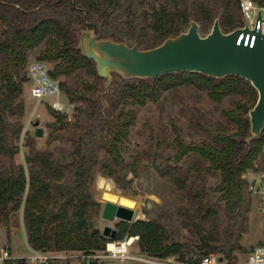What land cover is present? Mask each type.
I'll list each match as a JSON object with an SVG mask.
<instances>
[{"label": "trees", "instance_id": "obj_1", "mask_svg": "<svg viewBox=\"0 0 264 264\" xmlns=\"http://www.w3.org/2000/svg\"><path fill=\"white\" fill-rule=\"evenodd\" d=\"M155 1L146 9L142 1L134 4V0H0V224L9 233L12 217L23 203V226L32 249L90 253L103 248L107 238L91 221L100 207L94 196L95 180L101 198L110 201L113 198L101 187L103 176L113 188L114 183L119 189L131 190L144 161L192 201L193 212L185 215L183 227L196 236L199 244L172 241L166 227L156 220H136L128 233L138 235L142 253L158 258L176 256L179 262L188 264H196L212 253L232 264L234 252L243 249L240 239L251 207L243 175L249 169L264 167V128L257 138H250L248 111L256 103V89L236 75L214 78L187 71L154 78L114 74L106 85L95 62L81 53L79 35L85 28L81 9L86 11L87 20L99 23L102 38L136 44L141 49L155 47L185 31L191 20L205 35L215 19L224 33L235 28L240 19L238 0ZM254 1L264 5V0ZM120 25L131 40L110 30ZM40 43L43 48L36 59L52 64V77L75 73L76 86L70 87L64 80L60 85L68 103L81 104L75 106L73 121L49 108L55 117L54 130L63 132L71 146L41 150L28 137L26 174L23 164L14 161L19 153L17 141L24 110L19 98L28 82V52ZM181 87L203 90L215 103L231 95L230 107L220 109L226 122L213 124L204 117L198 127L205 137L186 141L181 128L170 119L176 149L172 158L164 157L157 165L145 151L126 162L121 146L128 140L136 113L123 105L129 101L145 105L158 100L163 91ZM8 117L14 120L8 121ZM158 131L151 139L156 137L157 147H167L168 128L160 126ZM99 151L104 154L99 155ZM210 171L220 175L219 183L211 189L204 184ZM208 190L219 192L216 202L208 199ZM80 219L84 220L82 226ZM127 228L128 223L122 222L116 239ZM13 264L26 261L18 259ZM85 264L95 263L90 260Z\"/></svg>", "mask_w": 264, "mask_h": 264}, {"label": "rangeland", "instance_id": "obj_2", "mask_svg": "<svg viewBox=\"0 0 264 264\" xmlns=\"http://www.w3.org/2000/svg\"><path fill=\"white\" fill-rule=\"evenodd\" d=\"M140 1L144 3L146 9L150 4H155L156 2L155 0H134V4ZM86 29H89L92 34L97 32L95 27L85 26L83 30ZM110 30L123 33L126 39L131 40V36L126 34L123 25H120L118 28L111 27ZM185 30H187V28ZM198 30L201 35H204L199 28ZM42 48L43 43H40L33 51H29L28 62L36 59L39 50ZM44 62L49 69L52 68L51 63ZM114 74L119 73L111 72L108 79L103 78L105 79L106 85L113 79ZM58 79L60 81H66L70 87L76 86L77 84L75 73L68 76H59ZM29 88L30 84L26 82L24 84L23 93L19 98V100L23 102L24 110L20 117L22 130L17 141L19 153L14 158L16 163L23 164L26 174L27 164L25 163L24 155L27 151L25 141L28 137L33 140L34 146L41 150H53L57 146H71L70 140L66 135L62 134L63 132L58 133L54 130L55 117L49 109L50 106L44 101H37L31 97ZM62 97L67 104L65 112L63 113L66 115L68 121H73L75 106L81 103L80 101H76L72 104L68 103L64 92ZM230 98L231 95L226 96L220 103H215L208 98L206 92L203 90L181 87L173 90H165L158 100L147 101L145 105L130 101L125 103L123 105L125 110H133L136 113V118L134 124L129 127L128 140L121 146L124 160L126 162H131L137 153L149 151L151 157L155 158L154 163L161 165L163 163L162 158H172L176 152V149L172 145L175 134L169 125L170 119L176 126L181 128L182 137L186 141L202 140L205 134L198 127V123L202 124L204 122V117H207L213 124L216 122L225 123L226 119L220 114V109L230 107ZM13 120L14 118L8 117V121ZM36 121H38L37 125L35 124ZM160 126L168 128L167 147L163 145L157 147L156 137L151 139L153 132L155 135L159 133L158 129ZM38 127L42 129V135L40 136L35 135V131ZM103 154V151H99V155ZM3 162L7 164V159L3 158ZM257 165L258 162L255 163V166ZM261 174L264 176V167L258 171L249 169L243 175V178L247 181V185L249 183H256L259 186V191L252 192L248 189L251 194V207L248 212L247 228L240 239V244L243 245V249L234 252L236 263H244L248 252L255 247L262 246L264 248V177L261 178L262 184L259 182ZM219 181V172L210 171L206 174L204 184L207 188L211 189L215 187ZM113 186L114 188L110 185L108 177L106 178L103 176V182L101 184L103 191L109 197L113 198L110 199V201L132 208L134 210L133 219L127 222L118 218L113 221L102 218V209L104 203L108 200H103L101 198L95 180L94 196L100 207L92 216L91 221L93 226L96 227L101 234L104 225H110L118 232L122 230V222L128 223V228L126 232L123 233L122 237L115 240L106 237L107 241L104 243V247L90 253L80 250L46 251V253L51 256L47 264H85L88 260H92L95 264H105L106 262L113 264H153L151 261H169L174 264L177 262L180 263L176 256L158 258L142 253L138 246V235H129L128 233L130 226L136 220H156L166 227L172 241L180 243L193 241L195 244H199L196 236L190 230L183 227L185 215H189L193 212L194 205L192 201L185 193L176 190L166 178L160 177L151 163L147 161L143 162V166L139 168L138 177L133 180L131 190L119 189L114 183ZM117 190L124 194L118 193ZM218 196L219 192L208 190V199L210 201L216 202ZM147 203L150 204L149 207H147ZM22 207L23 203L20 210L12 217V225L9 233H7L6 227L0 224V240L7 242L11 247L12 253L17 257H26L32 254L23 226ZM131 237L134 238V240L127 246L126 253L128 257H126V259L122 260L120 257H113L110 255L107 250L108 243L118 241L124 242Z\"/></svg>", "mask_w": 264, "mask_h": 264}, {"label": "water", "instance_id": "obj_3", "mask_svg": "<svg viewBox=\"0 0 264 264\" xmlns=\"http://www.w3.org/2000/svg\"><path fill=\"white\" fill-rule=\"evenodd\" d=\"M81 10L83 24L95 27L97 32L92 34L89 29L83 30L79 36V47L83 56L95 62L100 77L108 79L111 72H117L124 78H154L180 71L199 72L214 78L227 75L242 77L251 83L258 95L256 103L248 111L250 138L260 135L264 128V35L257 33L252 46L249 43L245 45L244 39L238 44L239 29L224 33L218 19H215L210 31L201 35L197 22L191 20L187 30L166 38L155 47L141 49L136 44L102 38L99 23L87 20L86 11ZM35 135H42V129L38 127ZM149 205L147 203V207ZM101 216L108 221L118 218L130 222L134 210L106 201ZM83 223L84 220L80 219L79 225ZM102 235L115 240L117 230L104 225ZM222 259L221 256L218 258L219 261Z\"/></svg>", "mask_w": 264, "mask_h": 264}, {"label": "built area", "instance_id": "obj_4", "mask_svg": "<svg viewBox=\"0 0 264 264\" xmlns=\"http://www.w3.org/2000/svg\"><path fill=\"white\" fill-rule=\"evenodd\" d=\"M240 9V19L236 27L229 32L239 29L240 36L238 40L244 39V43L252 46L256 34L264 35V5H260L254 0H238ZM228 33V32H227ZM26 74L28 77V83L30 84V95L37 101L46 102L51 109L58 112H65L66 102L63 100L60 80L54 78L49 73V67L44 61L30 60L26 65ZM264 148V147H263ZM260 176L259 182L263 184ZM249 191L258 192L259 186L256 183L248 184ZM120 242V241H118ZM116 243V242H114ZM107 250L113 257H120L122 260L128 257L125 251H113ZM32 254L26 257H17L12 253L10 245L0 240V264H13L18 259H25L26 264H47L48 259L51 257L46 251L32 249ZM218 254H208L203 256L196 264H228L224 259L219 261ZM153 264H174L169 261L154 262ZM175 264H188V263H175ZM232 264H264V248L257 246L250 252H248L244 263H232Z\"/></svg>", "mask_w": 264, "mask_h": 264}, {"label": "bare ground", "instance_id": "obj_5", "mask_svg": "<svg viewBox=\"0 0 264 264\" xmlns=\"http://www.w3.org/2000/svg\"><path fill=\"white\" fill-rule=\"evenodd\" d=\"M119 205H121V204H119ZM133 240H134V238L131 237L127 241H124V242H121V241L120 242H116V243L110 242V243L107 244V246H108V249H111L113 251H120V252H122V251H125L127 249V246L130 245L133 242Z\"/></svg>", "mask_w": 264, "mask_h": 264}, {"label": "crops", "instance_id": "obj_6", "mask_svg": "<svg viewBox=\"0 0 264 264\" xmlns=\"http://www.w3.org/2000/svg\"><path fill=\"white\" fill-rule=\"evenodd\" d=\"M242 246H243V245H242ZM252 250H253V249H252ZM250 251H251V250H250ZM250 251H249V252H250ZM15 256H16V255H15ZM105 264H113V263H110V262H106Z\"/></svg>", "mask_w": 264, "mask_h": 264}]
</instances>
